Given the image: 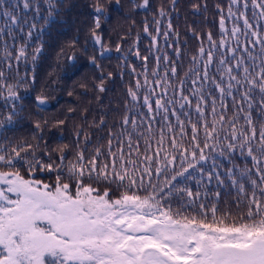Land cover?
I'll use <instances>...</instances> for the list:
<instances>
[{"label": "snow or ice", "instance_id": "obj_1", "mask_svg": "<svg viewBox=\"0 0 264 264\" xmlns=\"http://www.w3.org/2000/svg\"><path fill=\"white\" fill-rule=\"evenodd\" d=\"M45 2L48 11L41 16L40 0H22L23 9H35L34 17L29 18L15 13L20 0H0L9 36L16 35L13 26L25 32L27 25L26 42L19 45L15 56L4 43L3 60L9 69L13 59H27L28 43L39 40L55 19L59 4L56 0ZM176 4L177 0H171L173 8ZM93 7L91 38L99 46L97 55L104 57L112 49L97 30L106 11L99 0ZM136 7L151 6L149 0H142ZM192 7L198 10L201 5ZM216 7L219 39L207 32L205 47L201 38L182 77L178 62L165 55L163 75L161 57L157 56L153 80L149 81L148 56L142 57L143 83L136 78L134 86L127 89L133 106L120 121L127 152L116 133L109 134L118 146L113 151L109 139L107 159L100 147L86 156L79 141L71 160L67 159L69 145L53 149L59 163L52 161V152L44 153L47 163L37 158L32 144L10 149L0 144V264H264V0H228L226 11ZM159 15H167L163 7ZM229 19L231 27L226 23ZM159 23L156 21V35L149 32L147 24L144 27L154 46L161 34ZM5 26H0V38ZM167 28L172 30L170 19ZM163 35L167 39L168 31ZM42 48L39 43L33 49V61ZM120 50L117 45L116 51ZM175 54L179 57L180 50L175 49ZM97 55L90 61L99 68ZM135 55L140 56L138 47ZM132 72L136 73L134 67ZM170 78H176V83ZM5 79L0 71V88L6 90V96L0 97L6 112L0 118V128L13 126L20 117L17 85L5 83ZM186 84L192 86L187 94ZM99 90H105L103 82ZM35 100L37 106L49 102L44 95ZM141 101L147 113L136 107ZM153 122L159 123L155 147ZM35 127L40 130L41 124L37 122ZM134 135L144 140L143 154L140 139L134 140ZM84 139L87 142V137ZM237 152L244 157L243 166L235 162L233 154ZM133 153L138 159L131 158ZM217 157L231 164L224 169L226 178ZM209 161L211 166L206 169ZM18 165L27 166V175ZM38 171L54 173L55 178L45 182L36 178ZM197 173V185L204 190L194 193L187 183ZM161 175L163 184L158 186L153 178ZM213 179L218 188L230 181L237 192L235 212L200 202L201 196L209 195L207 185ZM101 182L110 186L101 189L97 186ZM180 193L188 203L173 209L170 198ZM220 196V191L214 193L217 201ZM189 206L195 211L185 214Z\"/></svg>", "mask_w": 264, "mask_h": 264}, {"label": "trees", "instance_id": "obj_2", "mask_svg": "<svg viewBox=\"0 0 264 264\" xmlns=\"http://www.w3.org/2000/svg\"><path fill=\"white\" fill-rule=\"evenodd\" d=\"M56 2L59 7L56 9L55 19L45 27L39 40L34 38L28 43L27 59L19 62L13 59L11 69L3 60L4 43L7 42L15 56L19 45L26 42L27 25L24 26L25 32L13 26L16 35L15 37L9 36L8 28L5 26L7 18L0 13V26H5L3 37L0 38V71L5 73V83L17 85L16 90L21 98L17 102L20 117L13 126L0 128V144L9 149L17 145L32 144L35 147L37 158H42L45 163L49 162L45 152H52V161L59 163L57 154L53 151L59 144L69 145L71 152L67 159H74L77 141H79L80 149H86V156H91L94 149L100 147L104 153V159H107L109 139H112L113 151L118 146L117 139L110 137V133H116L120 141L124 142L121 146L127 152L126 134L120 135V121L127 114V108L133 106L127 89L134 86L136 78L143 83L142 74L145 62L142 57L148 56L146 63L149 81L153 80L152 70L156 66L157 56L161 57L160 75H163L166 65L163 60L165 55L171 61L178 62V69L181 70L179 75L182 77L183 71L190 66V57L195 55L200 47L201 38H203L205 47H208L205 37L207 32L211 31L213 38L219 39V11L216 5H220L226 11L228 4V0H177L173 8L171 0H149L150 8H140L136 5L141 4L142 0H119L118 4L116 0H99L106 15H101V28L97 31L102 36L104 44L112 49L110 54L100 57L97 55L99 46L92 41L90 31L94 26L93 6L97 0H56ZM194 3L200 4V9H194L192 7ZM20 5L21 7L15 10L17 15L34 17V8L23 9L22 0H20ZM40 7L41 16H43L48 11L45 0H40ZM161 7L167 13L163 18L159 15ZM249 15L251 16V12ZM169 19L172 23L171 31L167 28ZM156 21L160 22L161 34L157 45L154 46L151 37L144 32V27L147 24L149 32L156 35ZM226 23L228 27H231L230 19ZM165 31H168L167 39L163 35ZM137 37H139L138 42ZM39 43L43 44V48L37 59L33 61V49ZM117 45L121 49L119 52L116 51ZM137 47L140 51L139 57L135 55ZM175 49L180 50L179 57L176 56ZM93 55H97L99 68L90 61ZM133 67L136 73L132 72ZM108 73L112 75L109 76ZM33 77H35L34 80ZM170 79L173 84L176 83V78ZM101 82L105 89L103 92L99 90ZM191 87L190 84H186L185 94ZM143 91L141 89V93ZM157 91H159L158 87ZM38 95L47 96L50 105L37 106L35 97ZM3 96H6V90L0 88V97ZM4 103L5 101L0 98V118L6 114ZM141 105L142 101L136 107L147 113V109ZM133 111L135 112V109ZM136 115L139 117V113ZM183 118L182 116L181 119ZM171 119L175 123V117ZM193 119H195V114H193ZM59 121L64 123L58 124ZM37 122L41 124L40 130L35 127ZM158 126V122H153L154 131L151 138L153 147L158 138L155 135V129ZM127 127L130 131V126ZM141 131L144 129L141 128ZM77 133L80 134L79 137ZM85 137H87V142H85ZM133 138L134 140L140 139V152L143 154L144 140L135 135ZM165 146H167V141ZM233 155L235 162L243 166L244 157H241L238 152ZM131 158L138 159L135 153ZM217 159L221 164L219 170L226 178L224 169L231 167V164L224 157H217ZM156 166L157 164L154 163L153 167ZM210 166L211 161L205 165V168L208 169ZM26 167V165L20 167L22 174L27 175ZM179 167V162H177L176 168L179 169ZM4 170L11 169L5 168ZM35 175L36 178L48 183L55 178V174L51 172L38 171ZM194 175V179L188 180L187 187H190L194 193L203 191L204 189L197 185L199 174ZM145 182L147 183V180ZM153 183L162 186L163 175L159 178L154 177ZM97 186L103 189L110 185L101 182ZM183 186L185 185L181 184V187ZM111 187L115 190L114 185ZM216 191L221 193L218 201L214 197ZM207 192L209 193L207 198L201 196L200 202L205 203L206 206L216 203L221 210L228 209L235 212L234 201L237 199V192L230 186V181H226L225 186L218 188L213 179L212 183L207 185ZM170 203L173 209H176L181 204L187 205L188 199L183 193L175 194L170 198ZM194 211V206H189L185 214Z\"/></svg>", "mask_w": 264, "mask_h": 264}, {"label": "water", "instance_id": "obj_3", "mask_svg": "<svg viewBox=\"0 0 264 264\" xmlns=\"http://www.w3.org/2000/svg\"><path fill=\"white\" fill-rule=\"evenodd\" d=\"M111 52H108V53H106V54H110ZM105 54V55H106ZM50 105V101L46 104V105H44V106H49Z\"/></svg>", "mask_w": 264, "mask_h": 264}]
</instances>
